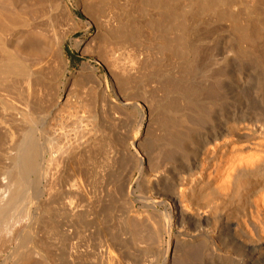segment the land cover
<instances>
[{"label": "bare ground", "instance_id": "6f19581e", "mask_svg": "<svg viewBox=\"0 0 264 264\" xmlns=\"http://www.w3.org/2000/svg\"><path fill=\"white\" fill-rule=\"evenodd\" d=\"M101 1L117 27L106 53L111 79L82 69V85L98 78L107 92L97 101L86 89L75 100L54 96L52 82L68 71L65 35L50 49L51 64L41 59L50 65L34 58L40 19L76 25L68 0H0V264H264V0H95L84 10ZM211 16L229 22L225 47L209 42ZM245 64L257 80L251 103L238 104L249 94L230 88L240 98L229 103L231 69L242 75ZM44 66L52 111L39 143L23 126L43 110ZM108 109L113 126L122 116L135 121L129 135L108 136ZM98 177L110 192L104 200V183L95 182L104 196L92 225L81 205L87 195L82 215L70 198Z\"/></svg>", "mask_w": 264, "mask_h": 264}, {"label": "rangeland", "instance_id": "374dc122", "mask_svg": "<svg viewBox=\"0 0 264 264\" xmlns=\"http://www.w3.org/2000/svg\"><path fill=\"white\" fill-rule=\"evenodd\" d=\"M30 1H32L33 2V0H19V4H20V6L22 7H27V6H29V3L31 4L32 2H30ZM88 1V0H87ZM86 0H68V3L70 4V6H71V8L73 9V12H74V14H75V16L77 17V22H75L76 23V25L73 23V22H71V21H67V22H65V25H60L59 27H60V29H59V27H58V24H56V22L55 21H49L48 19H45L44 21L42 20V19H40L39 21L42 23V22H44V23H46V24H48V25H45L44 23H42V25L44 26V27H47V28H44L43 26V28L42 29H35L34 30V32H32V36L34 37V39H35V41L37 42L38 40H40V41H38V43L39 44H37L35 47V50H39L40 52V54L37 52V51H35V52H37V54L39 55L38 57H37V55L36 56H34V58L36 59V60H38V59H43V58H45L44 60H47L49 57H51L50 55H51V51H52V46L53 47H56L60 42H61V36L62 35H65V38H64V44H63V46H62V48H63V56H64V59H66V61H67V64H68V71H66V72H64L63 74H61L60 76H61V79L59 80L60 81V83H58L57 84V82H52V84H54V92H56V93H54V96L55 97H58V96H65L66 95V97H74V100H75V98H78L79 97V95L78 94H81L80 96H83V95H85V94H83L84 93V91L87 93V91H89L90 92V94L92 93V97H96L94 100H96V99H98L97 101H99V100H104V98L105 97H103L102 95V97L100 96V93L104 90L103 89V87H101L100 85H99V81H97L98 80V78L95 80H92L94 83H92V81H91V83L93 84V88L95 89H92V88H90V86H89V84L91 85V83H88V85H86V84H83L82 85V76H83V66L85 65V64H90V65H93V66H96V67H98L99 69H100V72L98 73L99 74V76H104V75H106V74H109V77H110V79H111V76H110V72H109V69H110V67H107V64L108 65H110L109 63H111L110 62V60H111V57H110V54H106V53H108V49H109V45L110 44H112L114 41V39L112 40L111 39V37L113 36V34L115 35V31L114 30H116V27H117V18H115V16H114V14H113V12L115 11L110 5H105V3L104 2H100V4H98V3H96L94 6H93V9L91 8H89V10H84V6L87 8V7H89L88 5L89 4H91L93 1H95V0H89L88 2H87ZM98 2H99V0H97ZM21 2V3H20ZM77 2H79V3H77ZM84 3V4H81V3ZM89 2H91V3H89ZM185 2V1H184ZM103 3V4H102ZM121 5H123L124 6V2H122L121 1ZM78 4V5H77ZM88 4V5H87ZM108 6H110V7H108ZM85 8V9H86ZM111 8V9H110ZM91 10H94L93 11V13L92 12H89V11H91ZM114 10V11H113ZM85 11V12H84ZM115 13V12H114ZM206 17V16H205ZM49 22H48V21ZM209 21V22H208ZM51 22V23H50ZM207 22L210 24V26L211 25H213L214 27L213 28H218V30H215V29H213L212 27L209 29V31L210 32H212V31H214V32H212L211 34L212 35H210L211 37H213V38H211V37H209L210 39L209 40H211V41H209V42H211V43H213V45H214V42H215V39H216V42H217V40H223V41H220V43L221 42H225L224 44L226 45L227 44V42H229L228 40H227V38L228 39H233L232 38V34L231 33H229L230 31V29H229V22H227L226 23V21L225 20H223V19H221V20H219L217 17H214V16H211L210 18H207ZM40 23V24H41ZM207 23V24H208ZM240 23H242V22H240ZM39 24V23H38ZM56 24V25H55ZM64 24V23H63ZM207 24H204L205 25V27L206 28H209L210 26H208ZM50 25V26H49ZM55 25V26H54ZM200 25H201V23H200ZM227 25V26H226ZM62 27V28H61ZM44 29V30H43ZM50 29H51V32H50ZM213 29V30H212ZM219 29H221L220 30V32H219ZM41 30V31H40ZM47 30H49V31H47ZM225 30H227V32L225 31ZM216 31H218V32H216ZM225 31V32H224ZM37 32V33H36ZM53 32V33H52ZM54 32H56V33H54ZM112 32H113V34H112ZM222 32H224V33H222ZM35 33H36V35L38 36H41V37H37L36 35H35ZM41 35H40V34ZM215 35H214V34ZM218 33V34H217ZM226 33V34H225ZM34 34V35H33ZM222 34V35H221ZM109 35H110V38H109ZM222 37L223 39H221L220 37ZM228 35H229V37H228ZM225 36H227V37H225ZM36 37V38H35ZM63 37V36H62ZM216 37V38H215ZM218 37V38H217ZM110 40H109V39ZM113 38V37H112ZM215 38V39H214ZM36 39H38V40H36ZM57 39H59L60 41L58 42V40ZM213 39V40H212ZM224 39H226V40H224ZM43 41V42H42ZM58 42V44H56L57 42ZM112 41V42H111ZM214 41V42H213ZM20 42H22V39L20 40ZM109 42H110V44H109ZM219 42V41H218ZM78 43H81V48H78V46H77V44ZM219 43V44H220ZM223 43H221L222 45H223ZM218 44V43H217ZM221 44H220V46H221ZM56 45V46H55ZM112 46V45H111ZM224 46V45H223ZM222 46V47H223ZM225 47V46H224ZM48 49H49V51H50V49H51V51L49 52L48 51ZM44 50V51H43ZM46 50H47V53H45L46 52ZM94 51V52H93ZM44 52V53H43ZM50 53V54H49ZM36 54V53H35ZM49 55V57L47 58V56ZM231 55H233V54H231ZM39 57H41V58H39ZM233 57V56H232ZM38 58V59H37ZM38 60L39 62H41V63H44L43 61L44 60ZM50 60V58L47 60V61H49ZM109 61V62H108ZM48 63H50V61L48 62ZM48 63H44V64H47V65H50V64H48ZM212 63H213V61H212ZM211 63V64H212ZM106 66V67H105ZM244 66H246V64L244 65ZM243 66V68H242V71H243V76L239 73V71H241L240 69H239V67L238 68H236V66H232V68H234V69H231V72L233 73V77H228L229 78V80H227V84L230 86H228L227 85V94L228 95H226V97L228 96L229 97V92H230V96L232 97V99L234 100V99H236V101H238V99L240 98V97H238V99H237V96H241V92L243 93L242 94V96L243 95H245L244 93H246V94H249V95H245V97L247 96L248 98H244V96L243 97H241V99H239V101L241 102V103H238V102H236L235 100L233 101L230 97H229V100L228 101H230L229 103H232V102H236V103H238V104H242V101L243 100H249V102L248 103H251L250 101V99H252L251 97H253L252 95L254 94V92H255V90H253V87L255 86L256 88H257V80H256V77L254 78L253 76H251V75H253L252 73H253V71H252V69H251V71H252V73H251V71H249V69L251 68L249 65L248 66H246V67H244ZM45 67V66H44ZM250 67V68H249ZM244 68H246V70H243ZM249 68V69H248ZM45 72L47 71V69H49L50 71H47L46 72V74H45V72H44V81L45 82H47L46 83V85H42V86H45V88L47 87H49V86H47V85H49L50 84V81H51V78L52 77H50V78H45V77H49V76H51V69L49 68V67H45ZM236 69H239V70H237L238 71V74H237V72H236ZM235 71V72H234ZM248 73H247V72ZM251 74H250V73ZM49 73V74H48ZM82 73V74H81ZM235 73H236V75H235ZM244 73H246L247 74V76H249L248 74H250V77L255 81L254 83H252L253 82V80L251 79H249L250 77H248V80H250V81H247V82H243V81H246L247 80V76H246V74H244ZM66 74V75H65ZM78 74L80 75V76H78ZM48 75V76H47ZM84 75H85V73H84ZM241 75V79L238 77V79H240V80H242V81H240L241 82V84H242V86H241V84H239V81H237L236 80V77L237 76H240ZM236 76V77H235ZM227 78V79H228ZM231 78V79H230ZM232 78H235V80H234V82L236 81V86L233 84L232 85ZM243 78H245V79H243ZM49 79V80H48ZM232 80V81H231ZM48 82H49V84H48ZM229 82H232V83H229ZM243 82V83H242ZM250 82V83H249ZM84 83V82H83ZM238 83V84H237ZM246 83V84H245ZM248 83H249V85H248ZM81 85V88L83 87H86V88H79L80 87V85ZM244 84V85H243ZM251 84H253L254 86H251ZM56 85H57V88H59V89H56V90H58V94H57V91H55V88H56ZM78 85H79V87H78ZM41 86V87H42ZM232 86H233V88H232ZM238 86H241V88H238ZM243 86H247L246 88H243ZM248 86H250V88H252V89H248ZM91 87H92V85H91ZM101 89H100V88ZM44 87H42L41 89H43ZM47 88H46V91H45V89H43V92H41L40 93V96H39V94L37 95V101L38 102H40L41 101V105H40V108L41 107H43V110L42 109H40V115H36V117H37V120H35V122L34 123H30L31 125H29V123L28 124H26L25 126H23L24 128L25 127H27V128H25L26 130H28L29 132H33V134H32V136H34V134L36 135V136H34V138L37 140V142H39V143H42V141H43V138H42V136L44 137V133L42 134V135H39V134H41L39 131H41V132H44L45 131V129H46V131H48V129L46 128V126L44 127V128H42V126H44L43 124L45 123L46 124V121H45V118H46V116H44V114L45 115H47L48 113H50L52 110V108L50 107L51 105H52V102H50L51 101V95H50V97H49V99H48V96H49V94L51 93L50 92V90L48 89L47 90ZM50 88H51V86H50ZM92 89L91 91H90V89ZM229 88L231 89V90H233L232 91V93L235 91L236 93H238V95L237 96H235V94L233 95L232 93H231V91L229 90ZM238 88V89H240V91L238 90H236V89ZM256 88H254V89H256ZM40 89V88H39ZM38 89V93L40 92V91H42V90H39ZM76 89V90H75ZM80 89H81V91H80ZM87 91H86V90ZM103 89V90H102ZM241 89H245L244 91L243 90H241ZM63 90V91H62ZM72 90H74V91H72ZM80 91V93H79V91ZM83 90V91H82ZM93 90H94V92H93ZM100 90V91H99ZM228 90H229V92H228ZM249 90V91H248ZM50 93H49V92ZM76 91V92H75ZM253 91V94L252 93H249V92H252ZM46 92H48L47 93V95H45V93ZM72 92V93H71ZM82 92V93H81ZM88 92V93H89ZM97 92V93H96ZM74 93H78L77 94V96H76V94L74 95ZM103 95L104 96H106L107 95V92L104 90L103 92ZM101 93V94H102ZM69 94H73V95H69ZM96 94V95H95ZM46 97H45V96ZM95 95V96H94ZM99 95V96H98ZM109 95V94H108ZM110 95L112 96V93H110ZM233 96H234V98H233ZM41 97H44V98H42L41 99ZM236 97V98H235ZM39 98L41 99L40 101H39ZM102 98V99H101ZM242 98H244V99H242ZM228 98H225V101L227 100ZM50 100V101H49ZM102 100V101H103ZM45 101V102H44ZM47 101H49V102H47ZM101 101V102H102ZM44 102V103H43ZM47 102V104H45ZM45 104V105H47V107L46 106H43V104ZM49 103L51 104V105H49ZM81 104V103H80ZM80 104L79 105H77L74 109L75 110H78L79 108H80V110H82L81 109V107H80ZM48 105H49V107H48ZM181 105L183 106V104L181 103ZM181 106V107H182ZM46 108H47V111H49V112H46L45 110H46ZM78 108V109H77ZM45 109V110H44ZM41 110H42V112L43 111H45V112H41ZM72 110V109H71ZM72 111V112H75L76 113V111ZM80 110H78L77 112L78 113H76V114H78V117L79 116H82L83 115V113H81L82 111H80ZM108 110H109V112H108ZM107 110V112H108V114H107V116H108V118H109V116H110V118H109V120H111L112 121V123L110 124H107L108 125V129L105 131V132H107V133H109V131H110V133H109V135L106 133V135H108V136H111L112 137V135L114 134V133H116V134H114L113 135V137L112 138H115L116 139V137H114V136H116L117 135V138L119 139V137H118V135L122 138V136L121 135H123L124 137H125V135L127 136V135H129L130 133H131V131H133L132 129H133V127L134 126H136V123H135V121H134V123H133V125H132V121H130L129 119H127L126 120V118L124 117V116H122L121 117V119L123 118V120L121 121V119H120V121L117 119L116 121H117V124H118V126H117V124L115 125V126H113L114 125V120L116 119H114V117H113V119H112V116L114 115V112L111 110V109H108ZM112 111V113H110L111 111ZM47 113V114H46ZM81 113V114H80ZM41 114H43V116H41ZM117 115V114H116ZM35 117V118H36ZM38 117H40V118H38ZM42 117H44V118H42ZM120 117V116H119ZM81 118V117H80ZM155 119H157V117H155ZM38 120H39V122H38ZM41 120H43L42 122H41ZM124 121H127V123L126 122H124ZM128 121H129V124H131V125H129L128 124ZM37 122L39 123V124H37ZM120 122V123H119ZM116 123V122H115ZM40 124H42V126H40ZM131 126V128L129 127V126ZM36 126V127H35ZM117 126V127H116ZM128 128V129H127ZM135 128V127H134ZM34 129V130H33ZM40 129V130H39ZM44 130V131H43ZM69 132L71 131V132H73L72 130H70V129H67ZM114 130H116V132L114 131ZM35 131V132H34ZM67 131V132H68ZM130 131V133H128ZM39 134H38V133ZM119 132H120V134H119ZM126 132H127V134H126ZM21 131H20V134L19 135H21ZM111 133H112V135H111ZM124 133H125V135H124ZM51 135V134H50ZM100 135H101V133H100ZM99 135V136H100ZM123 137V138H124ZM19 138H21L20 136H19ZM120 138V139H121ZM39 139V140H38ZM119 139V140H120ZM118 140V141H119ZM99 162V161H98ZM96 165H98V163H96ZM98 168V167H97ZM92 169V167L90 166V170ZM92 172H93V169L91 170ZM98 171H99V169H98ZM94 173H95V171H94ZM118 173V172H117ZM99 177H100V175H99ZM98 177V179L96 180V181H93L92 180V178L90 179L91 181H93V182H91V181H89L88 183H86L85 184V189L87 190V191H84V192H75L77 195L79 194V198H81V199H79V198H77V195H76V197H75V195H74V198L75 199H73L72 198V196H71V198H70V200H71V202H73V200H74V202L73 203H75L74 205H75V207H78V205L79 204H81V203H84V201L82 200V197H84V196H86V197H84L85 199H86V201H87V203H84V205L83 204H81L82 205V207L79 205V212H81V210L82 209H84L85 210V208H86V211H83V212H86L88 215H89V220L90 219H92L91 217V215L90 214H92L93 215V222H94V219H95V221H97V217L99 216V217H101L102 215V212L100 213L99 211H100V207L98 208L97 206H100V205H97V202L100 204V200L103 198V196H104V193L106 192H110V188H108L107 189V187H108V183L109 182H107V181H105V182H103L102 180H101V178H99ZM100 179V180H99ZM98 181H99V183H98ZM90 182H91V185L90 186H88L87 184H90ZM98 183L99 185L100 184H102V183H104L103 185H105V183H106V185L107 186H103V185H101L100 186V188H102L103 190L105 189L106 191H104V193L101 195V193L103 192L102 190H100V188H99V186H98V184H96V183ZM102 182V183H101ZM87 185V186H86ZM92 186H94L93 188H92ZM97 186H98V188H99V190H97L98 188H97ZM103 186V187H102ZM90 187V188H89ZM95 187H96V189H95ZM105 187V188H104ZM109 187H110V185H109ZM88 188V189H87ZM84 189V190H85ZM92 191H91V190ZM91 191V193H90V191ZM96 191V192H95ZM100 191H101V193H100ZM88 192L90 193L89 195H88ZM98 192V193H97ZM109 192L104 196L105 198H104V200L105 199H108V194H109ZM86 193V194H85ZM96 193V194H95ZM99 193H100V195H99ZM82 194V195H81ZM91 194H93V195H91ZM97 194H98V196H100L99 197V199L97 200ZM84 195V196H83ZM91 195V196H90ZM94 195H96V198H94L95 196ZM88 196L89 197H93V199H91V198H88ZM83 198V199H84ZM87 198L88 199H90V200H87ZM76 200V201H75ZM83 201V202H81V201ZM91 200H93V201H96L95 203H93ZM68 201V200H67ZM85 201V202H86ZM89 202H92V205H94V207H95V205H96V210L94 209V207L93 206H91V204L89 203ZM122 202V201H121ZM78 205H77V204ZM87 205H89L90 207H92L91 208V210H92V212H91V210H90V207H87ZM85 206V207H84ZM138 206V205H137ZM80 208H82V209H80ZM88 209V210H87ZM99 209V210H98ZM88 211V212H87ZM94 211V212H93ZM95 211H97L96 212V214H97V216H96V214H95ZM83 212H81V215L83 214ZM90 212V213H89ZM86 214V215H87ZM95 215V216H94ZM101 215V216H100ZM96 217V218H95ZM87 219V220H88ZM115 218L113 217V220H114ZM88 220V223L90 222V223H92V225H93V222H92V220H90L89 221ZM114 221H115V223H114ZM113 222H112V224L114 223L115 225H116V219L114 220ZM89 223V224H90ZM95 223V222H94ZM91 225V226H92ZM95 225V224H94ZM71 231H73L72 229H70ZM92 231V230H91ZM94 231H95V229H94ZM79 240L80 239H77L76 241H78L79 242ZM81 240H82V238H81ZM84 240V239H83ZM83 240L80 242V243H83ZM146 240H148V238L146 239ZM86 242H85V240H84V244H85ZM84 244H81V256L82 257H86L87 256V253L85 252V251H87L88 252V250H89V248L87 249L86 247H88V244L85 246ZM144 244H145V246L144 245H142V246H144V247H146L145 249H147L150 245H148V244H150V242H149V240L147 241V245H146V241L144 242ZM85 248H84V247ZM144 247H142L140 250L141 251H143L144 249ZM83 250H85L84 252H83ZM84 253H86V254H84ZM136 253H138V251L136 252ZM138 254H140V252L138 253ZM154 254L152 253V256L150 255V260H154V256H153ZM151 258H153V259H151ZM154 261H156V260H154ZM133 262H131L130 264H132ZM134 264V263H133ZM147 264H149V262H147ZM155 264H161V262H157V263H155Z\"/></svg>", "mask_w": 264, "mask_h": 264}]
</instances>
